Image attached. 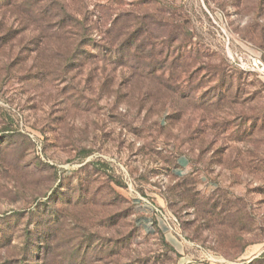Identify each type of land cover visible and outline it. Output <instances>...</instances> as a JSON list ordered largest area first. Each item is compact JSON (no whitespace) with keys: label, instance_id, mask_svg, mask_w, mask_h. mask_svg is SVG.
Instances as JSON below:
<instances>
[{"label":"rangeland","instance_id":"374dc122","mask_svg":"<svg viewBox=\"0 0 264 264\" xmlns=\"http://www.w3.org/2000/svg\"><path fill=\"white\" fill-rule=\"evenodd\" d=\"M0 264H264V0H0Z\"/></svg>","mask_w":264,"mask_h":264},{"label":"trees","instance_id":"16d2710c","mask_svg":"<svg viewBox=\"0 0 264 264\" xmlns=\"http://www.w3.org/2000/svg\"><path fill=\"white\" fill-rule=\"evenodd\" d=\"M55 4H56V8H55V17H60V18H64L65 17V15L68 13V10H67V8H66V6L68 7V5L67 4H64V3H60V2H54ZM52 5H54V4H52ZM52 5H50V6H52ZM18 11V13H21V7H20V9L18 8H16V12ZM38 12H41V14H45V13H49L50 12V17H52L53 15H54V13H52V11L49 9V10H47L46 8H40V9H38ZM73 15V14H72ZM72 15H67V16H72Z\"/></svg>","mask_w":264,"mask_h":264}]
</instances>
